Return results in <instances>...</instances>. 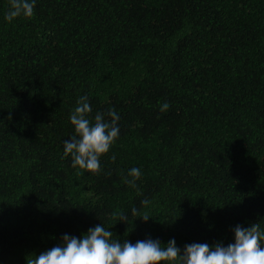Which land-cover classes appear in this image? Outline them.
Instances as JSON below:
<instances>
[{"label":"trees","instance_id":"1","mask_svg":"<svg viewBox=\"0 0 264 264\" xmlns=\"http://www.w3.org/2000/svg\"><path fill=\"white\" fill-rule=\"evenodd\" d=\"M9 7L0 0V264L101 224L114 241L175 239L181 252L226 247L237 225L264 230V0H35L11 22ZM82 96L91 122L119 116L96 174L64 155Z\"/></svg>","mask_w":264,"mask_h":264},{"label":"clouds","instance_id":"2","mask_svg":"<svg viewBox=\"0 0 264 264\" xmlns=\"http://www.w3.org/2000/svg\"><path fill=\"white\" fill-rule=\"evenodd\" d=\"M9 4L5 14L8 22L34 14L35 0H9ZM168 108L169 104L164 103L160 110L163 112ZM91 111L88 97H80L70 115L75 136L64 142V155H71L73 168L96 174L100 171V157L109 151L119 135V116L115 109H110L107 112L110 122L104 113H97L93 123L88 119ZM77 174L81 173L78 171ZM140 175L139 168H132L129 172L132 180L127 182L135 187ZM141 203L147 207L151 202L145 199ZM132 214L145 222L150 218L147 212L140 213L135 207ZM113 219L124 223L127 216L123 212H114ZM112 236L113 232L102 224L89 229L82 238L65 234L61 246L38 256L30 255L27 264H264V230L259 223L248 228L237 225L235 242L226 247L219 242L212 246L193 243L185 245L183 252L176 246L175 239L169 240L167 245L150 238L133 244L128 240L114 241Z\"/></svg>","mask_w":264,"mask_h":264}]
</instances>
